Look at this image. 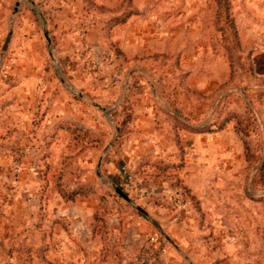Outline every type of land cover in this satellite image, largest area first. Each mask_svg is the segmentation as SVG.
Masks as SVG:
<instances>
[{
  "label": "rangeland",
  "instance_id": "1",
  "mask_svg": "<svg viewBox=\"0 0 264 264\" xmlns=\"http://www.w3.org/2000/svg\"><path fill=\"white\" fill-rule=\"evenodd\" d=\"M24 63L39 106L61 89L102 139L69 153L37 115L45 146L19 155ZM144 112V154L110 173ZM52 181L95 197L91 241L53 219ZM0 264H264V0H0Z\"/></svg>",
  "mask_w": 264,
  "mask_h": 264
},
{
  "label": "crops",
  "instance_id": "2",
  "mask_svg": "<svg viewBox=\"0 0 264 264\" xmlns=\"http://www.w3.org/2000/svg\"><path fill=\"white\" fill-rule=\"evenodd\" d=\"M39 69V65L37 64H21V77H23V74L27 71H30L31 73L27 75V78L22 79L19 86L14 90L15 94L19 93L20 96V102L16 104L18 109L16 108L15 113L16 133L14 134L16 140L14 143L15 146H21L19 155L22 156V146H45L43 144V139H46V137L40 140L39 129L32 125V122L37 118V115H39L37 122L40 121L43 128L48 129V132L51 129L53 130L58 124L64 122L76 129L102 139V114H97V112L86 108L85 105H80L78 102L73 101L69 96L65 95L61 89L56 96L52 97L51 101L46 106H39V102L34 100L35 96L38 95V90H36L37 81L36 79L34 80V78L39 76ZM54 70H56V68H54ZM54 83L55 81L53 84ZM133 122L137 132L136 137L139 138V141L134 142V138L132 137L129 141L120 145L122 147L118 151V157L116 160H111L108 166L110 173H113L114 175L124 170V167L128 166L134 158L136 159L144 154L145 146H142L143 144H141V140L148 132V128L151 127L152 116L147 112L136 114ZM29 136L30 140L27 139ZM52 136L53 138L50 137L53 143L52 146H71L68 151L69 153L75 150V146H83L75 144L65 132L59 131L55 135V138L54 133ZM32 151L33 150L31 149L30 152L32 153ZM27 153L28 150H25V155H27ZM33 161H35V159ZM35 165V163L32 164L30 169L32 170ZM58 170L59 164L54 166V174L55 172L57 173ZM25 179L27 178L21 176L19 183L25 182ZM54 186V181H52L49 193V203L52 204L53 210L50 206L49 207L52 210L54 216L53 219H58L55 222L61 224L62 232H64L65 227H68L75 237L82 238L84 236L83 238L85 241H91L92 235L90 234V224L96 210L98 209L95 197H77L73 202H65L58 191L55 190ZM14 197L15 201L17 198L16 196ZM14 201L12 203H14ZM7 203L9 204V202ZM81 233L83 235H81ZM94 239L96 240L97 238L94 237Z\"/></svg>",
  "mask_w": 264,
  "mask_h": 264
},
{
  "label": "trees",
  "instance_id": "3",
  "mask_svg": "<svg viewBox=\"0 0 264 264\" xmlns=\"http://www.w3.org/2000/svg\"><path fill=\"white\" fill-rule=\"evenodd\" d=\"M54 130H55V133H58L59 131L65 132L73 140L75 144H81L83 146H88L86 142L84 143L82 142L83 138L93 137L89 133L76 129L72 127L71 125L64 123V122L55 126ZM95 139L96 138H94V140ZM95 144H97V142ZM84 190H85V187L83 186L82 187L80 186L79 190H76V191L72 190L70 192L68 191L64 192L63 190L60 189V195L65 202H73L77 197H86L88 195L86 192H84Z\"/></svg>",
  "mask_w": 264,
  "mask_h": 264
},
{
  "label": "water",
  "instance_id": "4",
  "mask_svg": "<svg viewBox=\"0 0 264 264\" xmlns=\"http://www.w3.org/2000/svg\"><path fill=\"white\" fill-rule=\"evenodd\" d=\"M9 40H10V36H8V37L6 38V42H5V45H4V49L6 48V46H7L8 42H9ZM116 192H117L122 198H124L125 200H128L127 196H126L121 190L117 189Z\"/></svg>",
  "mask_w": 264,
  "mask_h": 264
}]
</instances>
